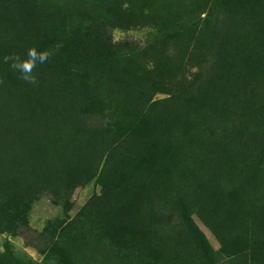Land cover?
<instances>
[{"label":"trees","instance_id":"16d2710c","mask_svg":"<svg viewBox=\"0 0 264 264\" xmlns=\"http://www.w3.org/2000/svg\"><path fill=\"white\" fill-rule=\"evenodd\" d=\"M192 5L0 0L1 234L95 182L38 234L57 264H264V0ZM138 29L145 45L115 43ZM32 47L52 53L37 85L3 62ZM195 218L248 251L222 261Z\"/></svg>","mask_w":264,"mask_h":264},{"label":"rangeland","instance_id":"374dc122","mask_svg":"<svg viewBox=\"0 0 264 264\" xmlns=\"http://www.w3.org/2000/svg\"><path fill=\"white\" fill-rule=\"evenodd\" d=\"M179 1L180 6L183 8L182 11L192 10L194 8L192 3L196 4L199 2V0ZM205 17L206 15L204 14L202 18ZM149 31L150 29H138L132 31L114 30L113 37L115 43L132 41L142 46L146 44ZM74 189L75 204L68 216L65 215L63 208L53 204L49 197H42L31 207L29 214L31 231H29L27 236L24 237H15L0 233V251H4L6 247H9L18 260L41 264H57V260L52 257L49 252L43 253L40 250V247H38V234L44 231L49 222L67 220L68 217L73 219L93 195L100 193V187L95 182H92L85 188L76 186ZM195 221L217 251L222 261H226L248 251V247L243 246L227 254L221 253L220 246L212 233L197 218H195Z\"/></svg>","mask_w":264,"mask_h":264},{"label":"clouds","instance_id":"9594fccd","mask_svg":"<svg viewBox=\"0 0 264 264\" xmlns=\"http://www.w3.org/2000/svg\"><path fill=\"white\" fill-rule=\"evenodd\" d=\"M26 55V59L21 58L18 54L6 55L3 58V62L9 64L12 71L18 72L21 80L37 85L38 78L34 75V70L39 64L48 62L52 53L49 51H38L35 47H32L28 49ZM0 83H3L2 79H0Z\"/></svg>","mask_w":264,"mask_h":264}]
</instances>
